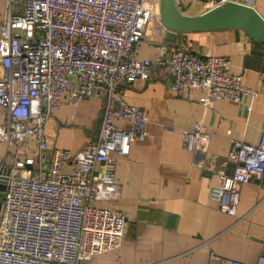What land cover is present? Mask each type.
Listing matches in <instances>:
<instances>
[{"label":"built area","instance_id":"2783aa9c","mask_svg":"<svg viewBox=\"0 0 264 264\" xmlns=\"http://www.w3.org/2000/svg\"><path fill=\"white\" fill-rule=\"evenodd\" d=\"M191 1H199L202 11L238 2ZM3 15L0 142L14 151L10 165L0 159V264H78L122 240L124 216L93 202L117 196L113 154L127 155L130 141L144 137L142 109L127 104L118 87L149 77L153 62L136 57L134 45L159 20L142 0H4ZM190 47L184 41L155 61L173 95L197 90L205 109L228 99L244 112L249 100L264 95V87L244 86L225 57H198ZM83 98L101 101L94 139L74 154L48 149L46 120L62 99L75 105ZM209 138L200 122L181 129V145L189 151H203ZM28 141L34 155L22 158ZM229 161L230 173L216 171L218 184L209 187L208 199L219 212L234 215L239 185L264 172V132L256 144L231 139ZM210 264H264V249L253 263Z\"/></svg>","mask_w":264,"mask_h":264},{"label":"crops","instance_id":"0c3cea01","mask_svg":"<svg viewBox=\"0 0 264 264\" xmlns=\"http://www.w3.org/2000/svg\"><path fill=\"white\" fill-rule=\"evenodd\" d=\"M237 1L264 19V0ZM142 3L158 15L160 0ZM3 6L0 0V22ZM176 7L185 15L203 12L199 1L178 0ZM159 25H148L134 45L136 57L153 62L149 77L118 87L127 104L142 109L144 137L130 141L127 155L113 154L117 196L93 202L124 216L121 243L78 264H210L219 259L253 263L264 249V172L260 179L239 185L234 215L219 212L208 192L218 184L216 171H231V139L256 144L264 132V95L248 101V112L228 99H217L211 109H205L197 90L184 97L173 95L155 61L189 41L192 54L225 57L244 86L258 89L264 87V44L232 28L181 33L167 40ZM101 107V101L94 98H83L75 105L62 99L44 123L46 147L71 154L82 149L97 133ZM4 120L5 110L0 106V123ZM195 122L210 134L200 152L181 145V129ZM13 151V146L0 142L3 164H11ZM34 152L28 141L20 156ZM94 167L99 171V162Z\"/></svg>","mask_w":264,"mask_h":264},{"label":"water","instance_id":"95a60500","mask_svg":"<svg viewBox=\"0 0 264 264\" xmlns=\"http://www.w3.org/2000/svg\"><path fill=\"white\" fill-rule=\"evenodd\" d=\"M158 20L163 37L172 40L181 33L219 29H241L245 35L264 44V19L249 5L228 1L196 15L181 13L174 0H160ZM4 180L0 179V198Z\"/></svg>","mask_w":264,"mask_h":264}]
</instances>
